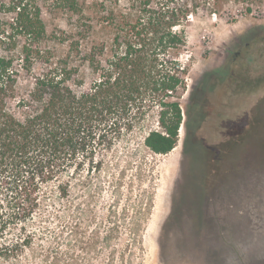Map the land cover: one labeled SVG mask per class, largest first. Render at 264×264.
Instances as JSON below:
<instances>
[{"label": "rangeland", "instance_id": "rangeland-1", "mask_svg": "<svg viewBox=\"0 0 264 264\" xmlns=\"http://www.w3.org/2000/svg\"><path fill=\"white\" fill-rule=\"evenodd\" d=\"M227 8L185 27L177 150L155 154L145 130L128 132L100 174L84 175L91 197L72 190L94 224L80 213L73 233L68 202L59 240L56 220L25 221L0 189V264H264V8Z\"/></svg>", "mask_w": 264, "mask_h": 264}, {"label": "trees", "instance_id": "trees-1", "mask_svg": "<svg viewBox=\"0 0 264 264\" xmlns=\"http://www.w3.org/2000/svg\"><path fill=\"white\" fill-rule=\"evenodd\" d=\"M230 5L252 15L264 0H0V189L22 219L56 220L59 240L73 202L79 234L81 215L90 225L95 216L72 190L91 197L84 175L102 172L118 140L138 127L153 153L175 148L185 27Z\"/></svg>", "mask_w": 264, "mask_h": 264}, {"label": "bare ground", "instance_id": "bare-ground-1", "mask_svg": "<svg viewBox=\"0 0 264 264\" xmlns=\"http://www.w3.org/2000/svg\"><path fill=\"white\" fill-rule=\"evenodd\" d=\"M177 150V148L176 149H173V151H176Z\"/></svg>", "mask_w": 264, "mask_h": 264}]
</instances>
